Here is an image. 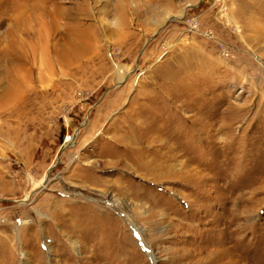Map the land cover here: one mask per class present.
<instances>
[{
	"label": "rangeland",
	"instance_id": "obj_1",
	"mask_svg": "<svg viewBox=\"0 0 264 264\" xmlns=\"http://www.w3.org/2000/svg\"><path fill=\"white\" fill-rule=\"evenodd\" d=\"M0 264H264V0H0Z\"/></svg>",
	"mask_w": 264,
	"mask_h": 264
},
{
	"label": "bare ground",
	"instance_id": "obj_2",
	"mask_svg": "<svg viewBox=\"0 0 264 264\" xmlns=\"http://www.w3.org/2000/svg\"><path fill=\"white\" fill-rule=\"evenodd\" d=\"M106 5V4H105ZM103 6L102 7V11L103 12H105V8H106V6ZM55 6V5H54ZM45 7V6H44ZM51 8V7H50ZM53 8V7H52ZM23 9H25V8H23ZM46 9V8H45ZM101 9V8H100ZM16 10V9H15ZM32 10V9H31ZM44 10V9H43ZM48 10V9H47ZM51 11V10H50ZM22 12H25L26 13V11L24 10V11H21L20 12V18H21V13ZM28 12V11H27ZM36 12V11H35ZM41 12V11H40ZM49 12V11H48ZM56 12V11H55ZM58 12V11H57ZM63 12V11H62ZM82 12L83 13H85V12H87V14H89L88 13V11H86V9H82ZM113 12V11H112ZM24 13V14H25ZM47 13V12H46ZM51 13V12H50ZM64 13V12H63ZM63 13H62V15H63ZM66 13V12H65ZM111 13V12H110ZM48 14V13H47ZM70 14V13H69ZM87 14H85V15H87ZM26 15V14H25ZM52 15V14H51ZM59 15V14H58ZM60 15H61V13H60ZM47 16V15H46ZM48 16H49V14H48ZM53 16V15H52ZM24 17V16H23ZM69 17V16H68ZM90 17V16H89ZM49 18H50V16H49ZM29 19V18H28ZM50 20V19H49ZM53 21H54V19H53ZM57 21V20H56ZM72 21V20H71ZM53 23V22H52ZM55 23V22H54ZM57 23V22H56ZM55 23V24H56ZM67 23V22H66ZM72 23V22H71ZM74 23V22H73ZM64 24V23H63ZM59 25V24H58ZM66 26V25H65ZM51 27V26H50ZM80 27V26H79ZM64 28V27H63ZM67 28V27H66ZM43 29V28H42ZM44 29H45V27H44ZM43 29V30H44ZM70 30H71V28H69ZM56 30H58V29H56ZM65 31H67V30H65ZM64 31V32H65ZM58 32V31H57ZM56 32V33H57ZM77 32V31H76ZM53 33H54V31H53ZM44 34H45V31H44ZM52 34V33H51ZM77 34H79V33H75V32H73V33H70L69 35L71 36V38L73 39V37L75 36V35H77ZM83 34V33H82ZM56 35V34H55ZM62 35V34H61ZM84 35V34H83ZM81 36V35H80ZM52 37H53V35H52ZM64 37V36H63ZM71 39V40H72ZM91 40V39H90ZM51 41V40H50ZM61 41V40H60ZM88 42V40L85 38V37H81L80 39H78V41L77 42H74L75 44H73V42L71 41V43L70 44H72L71 46H73V45H77V46H82V45H84V44H86ZM51 43V42H50ZM71 48V47H70ZM131 219H132V217H130ZM132 221V220H131ZM134 227V226H133ZM136 229V228H135ZM137 230V229H136ZM138 231V230H137ZM141 236V235H140Z\"/></svg>",
	"mask_w": 264,
	"mask_h": 264
},
{
	"label": "water",
	"instance_id": "obj_3",
	"mask_svg": "<svg viewBox=\"0 0 264 264\" xmlns=\"http://www.w3.org/2000/svg\"><path fill=\"white\" fill-rule=\"evenodd\" d=\"M83 125H84V123H82V124L79 125V127L76 129V131L74 132V134L72 135V137L75 138V137L77 136L78 130H79ZM70 146H71V143H67L66 145H63V146H62L61 150H60V151L58 152V154H57V158H56V160H55L56 162H54V166H55V164L58 162L59 158L61 157V155H62V151L65 150L66 148L70 147ZM54 166L49 167L48 171H50L51 168H53Z\"/></svg>",
	"mask_w": 264,
	"mask_h": 264
},
{
	"label": "built area",
	"instance_id": "obj_4",
	"mask_svg": "<svg viewBox=\"0 0 264 264\" xmlns=\"http://www.w3.org/2000/svg\"><path fill=\"white\" fill-rule=\"evenodd\" d=\"M217 1H222V0H217Z\"/></svg>",
	"mask_w": 264,
	"mask_h": 264
}]
</instances>
